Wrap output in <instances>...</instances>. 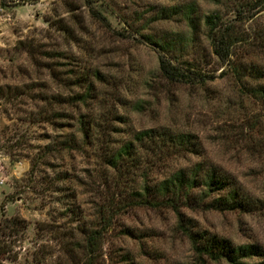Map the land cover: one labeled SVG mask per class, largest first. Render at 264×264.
<instances>
[{
	"label": "rangeland",
	"instance_id": "1",
	"mask_svg": "<svg viewBox=\"0 0 264 264\" xmlns=\"http://www.w3.org/2000/svg\"><path fill=\"white\" fill-rule=\"evenodd\" d=\"M187 7L194 24L182 11L172 13ZM163 10L171 15L162 18ZM218 10L236 18L223 0H0V86L24 93L0 99V264L82 263L78 227L94 226L98 205L114 196L115 172L99 156L104 140L68 151L61 142L82 135L75 121L67 127L64 119H48L53 110L106 119L107 144L116 148L147 128L193 134L198 151L177 156L169 171L213 164L249 196L264 199V158L243 139L257 134L256 126L264 131V109L224 74L227 64L213 52L206 17ZM250 16L241 29L264 27L263 4ZM159 43L168 44V51ZM160 54L208 75V81L171 82L160 71ZM261 56L253 58L264 63ZM96 71L107 81L98 80ZM91 81L99 89L86 103L45 101L60 93L84 94ZM164 175L154 173L152 183ZM217 195L183 205L184 221L170 208L128 209L106 233L98 264H232L201 257L185 226L264 251V211L208 207ZM14 218L21 226H14Z\"/></svg>",
	"mask_w": 264,
	"mask_h": 264
},
{
	"label": "trees",
	"instance_id": "2",
	"mask_svg": "<svg viewBox=\"0 0 264 264\" xmlns=\"http://www.w3.org/2000/svg\"><path fill=\"white\" fill-rule=\"evenodd\" d=\"M223 1L228 7H232L236 18L226 17L220 10L207 15V36L212 44L213 52L223 63L227 64L224 74L232 75L243 95L264 109V63L260 62L262 61L260 59L257 61L253 58L264 54V27L260 29L239 27L246 22L247 18L253 19V16L246 17L247 13L255 10L260 4L264 5V0ZM181 11L184 18L194 24L193 8L187 7L186 10L178 8L172 13L178 14ZM161 13L164 19L171 15V12L166 10ZM159 45L163 51H168V44V46L160 43ZM160 71L171 82L177 83H204L209 79L208 75L206 77L202 73L196 74L193 70L183 67L180 62H174L166 54H160ZM94 76L103 82L107 81L100 71H96ZM82 79L88 81L87 78ZM82 79H78V83L82 82ZM87 84L89 86L84 94L64 95L60 93L46 97L45 101L60 106L86 103L92 99L93 91L97 92L99 89L94 81ZM22 94L24 93L19 88L6 91L0 86V99L20 97ZM136 107L143 109L144 106L138 103ZM49 114L48 119L51 121L64 119L66 121L64 125L67 127H72L74 124L71 122L75 121V125L78 126L82 137L69 135L61 142L68 151L93 148L98 140H104L102 147L99 148L101 151H99V156L115 172L114 196L98 205L95 225L82 224L78 227V232L83 237V242H78V247L83 250L86 260L82 263L74 260L72 264H98L106 233L113 228L115 219L119 215L135 206L170 208L176 211L184 221L181 212L183 205H188L193 201L205 203V198L218 194L208 204V207L222 212L264 211V199L249 196L234 179L226 175L227 172L213 164L206 167L199 163L191 168L168 170L170 162L177 156H182L185 151H198V142L193 134L174 132L166 127L147 128L136 132L132 140L116 148L110 146L111 143L107 144V138L110 135L108 127L111 124L106 119L102 120L101 117L89 114L75 115L73 112L63 110H53ZM262 129L261 125L256 126L257 134L255 135L257 137L255 135L248 137V134H245L243 139L249 147V143L252 142L255 145L253 153L264 158V131ZM252 138L255 140L251 141ZM156 172L165 173L164 178L152 183V175ZM66 178H70L69 174ZM197 189L202 190L200 195H195ZM70 211L76 215L74 209ZM12 223L15 227H19L22 220L14 218ZM185 231L201 257L207 256L214 261L226 259L232 264H264V251L260 245H233L227 238L196 233L187 226H185ZM126 232L133 234L130 229ZM59 237L61 240L65 238L63 235ZM255 257H260V260L251 262L250 259Z\"/></svg>",
	"mask_w": 264,
	"mask_h": 264
}]
</instances>
